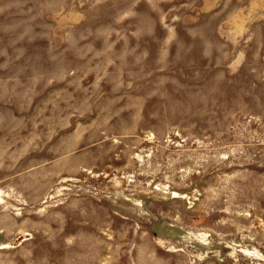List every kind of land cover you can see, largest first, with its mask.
<instances>
[{"label":"rangeland","instance_id":"1","mask_svg":"<svg viewBox=\"0 0 264 264\" xmlns=\"http://www.w3.org/2000/svg\"><path fill=\"white\" fill-rule=\"evenodd\" d=\"M0 264H264V0H0Z\"/></svg>","mask_w":264,"mask_h":264}]
</instances>
